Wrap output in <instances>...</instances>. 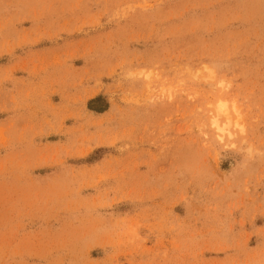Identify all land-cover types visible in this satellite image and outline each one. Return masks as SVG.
Returning <instances> with one entry per match:
<instances>
[{"label": "rangeland", "instance_id": "rangeland-1", "mask_svg": "<svg viewBox=\"0 0 264 264\" xmlns=\"http://www.w3.org/2000/svg\"><path fill=\"white\" fill-rule=\"evenodd\" d=\"M0 264H264V0H0Z\"/></svg>", "mask_w": 264, "mask_h": 264}]
</instances>
